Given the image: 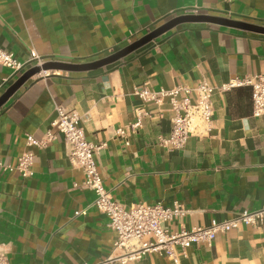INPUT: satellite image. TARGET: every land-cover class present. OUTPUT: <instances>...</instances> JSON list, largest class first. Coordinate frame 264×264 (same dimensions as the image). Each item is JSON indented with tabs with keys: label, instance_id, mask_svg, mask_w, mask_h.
Listing matches in <instances>:
<instances>
[{
	"label": "crops",
	"instance_id": "obj_1",
	"mask_svg": "<svg viewBox=\"0 0 264 264\" xmlns=\"http://www.w3.org/2000/svg\"><path fill=\"white\" fill-rule=\"evenodd\" d=\"M190 9L264 27V0H0V49L19 60L32 49L48 60L90 62ZM257 73H264L263 32L189 21L104 66L54 69L27 80L0 107V162L14 165L25 150L35 154L30 177L0 169V244L10 264H96L113 246L106 216L90 206L93 193L74 187L83 175L61 135L45 149L25 146V134L39 139L50 127L56 104L80 115L87 141L105 143L97 168L125 207L178 200L189 209L188 229L264 209V114L252 116L248 86L215 92L212 129L190 137L182 149L158 140L170 129L167 103L144 104L133 94L145 85L194 87L204 78L219 86ZM13 82L0 65V95ZM139 107L152 116L125 144L115 129L131 123ZM180 262L264 264V213L258 225L219 233L211 246L192 244ZM129 264L173 263L147 251Z\"/></svg>",
	"mask_w": 264,
	"mask_h": 264
},
{
	"label": "built area",
	"instance_id": "obj_2",
	"mask_svg": "<svg viewBox=\"0 0 264 264\" xmlns=\"http://www.w3.org/2000/svg\"><path fill=\"white\" fill-rule=\"evenodd\" d=\"M183 14L197 15V9L183 11ZM150 30H147V33ZM48 59L39 56L30 49L24 60L15 57L12 51L0 49V65L8 69L10 78L14 81L25 71L34 66H41ZM50 70H40L32 76L42 77ZM248 86L252 101V116L264 114V73L234 77L219 86L210 84L202 78L194 87L186 84H176L171 88L151 89L146 85L135 88L133 94L144 104L158 107L167 103L172 116L170 129L165 136L159 137V142L172 149H182L192 136L204 137L209 134L213 126L212 97L217 91H226L234 87ZM55 118L43 135L36 139L25 134V146L45 149L54 141L57 134L61 135L66 146L69 161L81 170L83 181L74 187L90 190L94 198L90 206L104 214L107 227L115 233V239L110 254L96 264H108L117 261L129 264L139 259L147 251L157 252L172 260L173 264H181V256H185L186 248L192 244L205 243L211 246L216 235L225 233L240 225H258L264 209L242 210L230 218L223 220L212 219L209 225L188 229L184 225V218L189 209L180 201L174 200L169 204L161 202L133 207H125L115 200L104 187L101 174L97 168V153L105 146L104 142L92 143L86 140L81 117L72 108L54 105ZM134 120L126 126L115 129V136L128 143V137L142 125L144 118H150L152 112L139 107L135 110ZM35 154L31 150L23 151L16 159V163L0 162V169L17 172L22 178L33 175ZM84 211H76V215ZM176 223L177 229L170 230V224ZM0 264H10L6 250L0 244ZM89 264V263H81Z\"/></svg>",
	"mask_w": 264,
	"mask_h": 264
},
{
	"label": "water",
	"instance_id": "obj_3",
	"mask_svg": "<svg viewBox=\"0 0 264 264\" xmlns=\"http://www.w3.org/2000/svg\"><path fill=\"white\" fill-rule=\"evenodd\" d=\"M189 21H205V22H216L224 25H230L238 28L249 29L253 31L263 32L264 27H260L253 24L243 23L239 21H235L232 19H226L217 16H209V15H193V14H185V15H178L173 17L172 19L166 21L164 24L160 25L159 27L153 29L152 31L148 32L144 36L140 37L136 41H133L126 45L125 47L119 49L118 51L107 55L103 58L84 62V63H65L57 60H48L43 63L40 67L34 66L22 73L6 90L1 93L0 95V107L6 102V100L12 96L27 80L32 78L35 74L39 73L40 70H54V69H62V70H72V71H82V70H89L104 66L109 64L113 61H116L126 54L132 52L133 50L139 48L140 46L146 44L147 42L151 41L155 37L159 36L163 32L169 30L170 28L182 23V22H189Z\"/></svg>",
	"mask_w": 264,
	"mask_h": 264
}]
</instances>
